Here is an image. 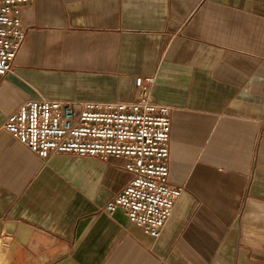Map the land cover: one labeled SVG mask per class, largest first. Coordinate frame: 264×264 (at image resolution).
<instances>
[{
    "label": "crops",
    "instance_id": "0c3cea01",
    "mask_svg": "<svg viewBox=\"0 0 264 264\" xmlns=\"http://www.w3.org/2000/svg\"><path fill=\"white\" fill-rule=\"evenodd\" d=\"M0 76V264H264V0H33ZM172 115L159 237L117 207L122 158L31 152L2 128L41 96L134 100Z\"/></svg>",
    "mask_w": 264,
    "mask_h": 264
},
{
    "label": "built area",
    "instance_id": "2783aa9c",
    "mask_svg": "<svg viewBox=\"0 0 264 264\" xmlns=\"http://www.w3.org/2000/svg\"><path fill=\"white\" fill-rule=\"evenodd\" d=\"M31 1L0 0V76L14 69L27 35L22 8ZM154 79L137 76L132 101L31 98L2 128L43 160L54 154L122 158L131 177L101 211L123 207L131 222L157 238L183 188L168 180L172 115L153 99Z\"/></svg>",
    "mask_w": 264,
    "mask_h": 264
}]
</instances>
